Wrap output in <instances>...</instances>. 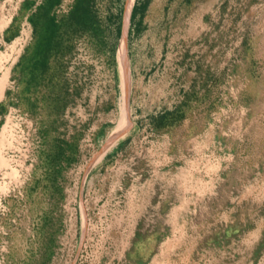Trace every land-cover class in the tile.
<instances>
[{
    "label": "rangeland",
    "instance_id": "rangeland-1",
    "mask_svg": "<svg viewBox=\"0 0 264 264\" xmlns=\"http://www.w3.org/2000/svg\"><path fill=\"white\" fill-rule=\"evenodd\" d=\"M134 1L0 0V264H264V0Z\"/></svg>",
    "mask_w": 264,
    "mask_h": 264
},
{
    "label": "trees",
    "instance_id": "trees-1",
    "mask_svg": "<svg viewBox=\"0 0 264 264\" xmlns=\"http://www.w3.org/2000/svg\"><path fill=\"white\" fill-rule=\"evenodd\" d=\"M149 0H138L134 1L131 6L129 19L131 22V29L134 33H139L143 29V25L141 24L142 16L145 11V8L148 4ZM119 17L117 18L118 21ZM120 23L117 22V26L119 28Z\"/></svg>",
    "mask_w": 264,
    "mask_h": 264
}]
</instances>
